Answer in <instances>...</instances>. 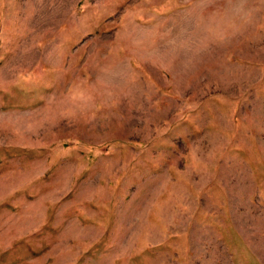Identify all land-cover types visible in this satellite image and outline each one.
Wrapping results in <instances>:
<instances>
[{"label": "rangeland", "instance_id": "1", "mask_svg": "<svg viewBox=\"0 0 264 264\" xmlns=\"http://www.w3.org/2000/svg\"><path fill=\"white\" fill-rule=\"evenodd\" d=\"M0 264H264V0H0Z\"/></svg>", "mask_w": 264, "mask_h": 264}]
</instances>
